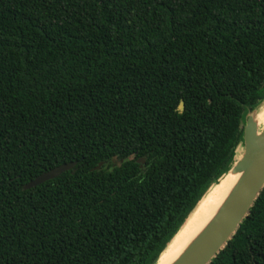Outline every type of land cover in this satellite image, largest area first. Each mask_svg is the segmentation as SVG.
<instances>
[{"label": "trees", "instance_id": "trees-1", "mask_svg": "<svg viewBox=\"0 0 264 264\" xmlns=\"http://www.w3.org/2000/svg\"><path fill=\"white\" fill-rule=\"evenodd\" d=\"M263 103L264 0H0V264H156Z\"/></svg>", "mask_w": 264, "mask_h": 264}, {"label": "water", "instance_id": "water-1", "mask_svg": "<svg viewBox=\"0 0 264 264\" xmlns=\"http://www.w3.org/2000/svg\"><path fill=\"white\" fill-rule=\"evenodd\" d=\"M180 109H183V103ZM138 161L143 163L145 159ZM103 164L100 162L94 170ZM75 165V162H69L56 166L39 174L23 188L29 189L53 179ZM229 173L240 174L235 186L208 224L172 264H209L231 240L264 188V128L259 130L256 110L250 112L245 120L243 152L226 174Z\"/></svg>", "mask_w": 264, "mask_h": 264}, {"label": "bare ground", "instance_id": "bare-ground-1", "mask_svg": "<svg viewBox=\"0 0 264 264\" xmlns=\"http://www.w3.org/2000/svg\"><path fill=\"white\" fill-rule=\"evenodd\" d=\"M256 120L260 127L264 126V103L261 108L256 111ZM238 149L239 147L237 148V151ZM239 177L240 174L234 175L229 173L219 182L213 184L172 241H170L156 264H172L180 256L188 244L201 232L215 215L219 206L233 189Z\"/></svg>", "mask_w": 264, "mask_h": 264}, {"label": "rangeland", "instance_id": "rangeland-1", "mask_svg": "<svg viewBox=\"0 0 264 264\" xmlns=\"http://www.w3.org/2000/svg\"><path fill=\"white\" fill-rule=\"evenodd\" d=\"M263 128H264V126L263 127L259 126V130H262ZM238 147H239V149L237 151V155H236L235 159H238V157H240L242 152H243V144H240Z\"/></svg>", "mask_w": 264, "mask_h": 264}, {"label": "flooded vegetation", "instance_id": "flooded-vegetation-1", "mask_svg": "<svg viewBox=\"0 0 264 264\" xmlns=\"http://www.w3.org/2000/svg\"><path fill=\"white\" fill-rule=\"evenodd\" d=\"M116 164H117V163H115V162H114V164H113V165H116Z\"/></svg>", "mask_w": 264, "mask_h": 264}]
</instances>
